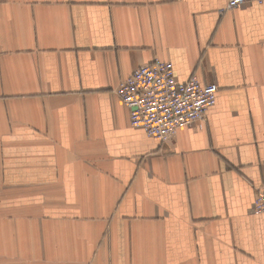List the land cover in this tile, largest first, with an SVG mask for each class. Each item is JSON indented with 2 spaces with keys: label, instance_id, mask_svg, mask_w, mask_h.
Here are the masks:
<instances>
[{
  "label": "crops",
  "instance_id": "obj_1",
  "mask_svg": "<svg viewBox=\"0 0 264 264\" xmlns=\"http://www.w3.org/2000/svg\"><path fill=\"white\" fill-rule=\"evenodd\" d=\"M0 0V264H264V4ZM219 87L161 142L120 83Z\"/></svg>",
  "mask_w": 264,
  "mask_h": 264
},
{
  "label": "built area",
  "instance_id": "obj_2",
  "mask_svg": "<svg viewBox=\"0 0 264 264\" xmlns=\"http://www.w3.org/2000/svg\"><path fill=\"white\" fill-rule=\"evenodd\" d=\"M252 3L262 5L264 0H229L227 9ZM218 91L217 84H204L195 76L179 82L173 63L157 59L123 80L116 95L129 110L134 129L166 142L180 130L206 121L216 105ZM251 211L264 214V185Z\"/></svg>",
  "mask_w": 264,
  "mask_h": 264
}]
</instances>
